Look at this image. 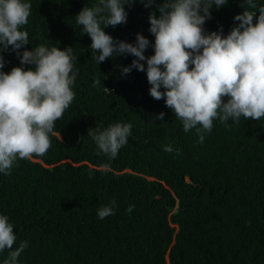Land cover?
<instances>
[{
    "label": "trees",
    "instance_id": "16d2710c",
    "mask_svg": "<svg viewBox=\"0 0 264 264\" xmlns=\"http://www.w3.org/2000/svg\"><path fill=\"white\" fill-rule=\"evenodd\" d=\"M25 2L31 4L22 28L27 48L71 46L78 73L75 98L55 122L47 153L18 159L10 174L0 173V214L14 225L12 250L28 243L17 264H264V118L229 120L230 128L215 119L201 143L163 99L150 96L146 72L121 75L117 66L134 57L95 62L75 16L97 0ZM242 2L213 5L205 30L222 26L226 35ZM125 10L127 23L105 32L129 43L141 33L154 43L148 31L154 6L136 0ZM152 54L149 47L145 55ZM3 56L4 72L20 66L11 50ZM161 112L163 120L156 118ZM117 122L132 125L127 144L114 159L98 155L88 130ZM165 145L179 154L163 151ZM113 200L115 214L99 219L98 208ZM12 250L0 252V264Z\"/></svg>",
    "mask_w": 264,
    "mask_h": 264
},
{
    "label": "clouds",
    "instance_id": "9594fccd",
    "mask_svg": "<svg viewBox=\"0 0 264 264\" xmlns=\"http://www.w3.org/2000/svg\"><path fill=\"white\" fill-rule=\"evenodd\" d=\"M135 2L97 0L75 16L77 25L91 39L97 64L121 56L134 57L131 64L117 66L121 75L127 76L133 69L146 72L150 96L163 99L182 122L183 130L195 129L201 143L215 119L230 128L229 120L238 123L241 117L264 118V6L257 9L254 0H243L244 10L233 17L238 23L225 35L222 26L208 32L204 25L212 18V6L219 9L228 0H139L145 8L154 6L148 17L154 43L141 33L136 34L134 43L114 39L104 29L126 24L125 6ZM30 14L31 4L25 0H0V173L5 175L18 159L30 161L47 153L50 134L56 135L55 122L75 98L72 85L78 70H74L77 58L73 48L40 45L29 50V34L22 28ZM149 47L154 54L146 56ZM9 50L20 66L6 73L2 70L6 63L3 52ZM100 84L95 78L93 87ZM164 115L161 112L156 118L163 120ZM131 128L130 123L117 122L102 131L89 129L88 136L95 142L98 155L114 159L127 144ZM163 151L179 154L171 145H165ZM115 205L113 200L98 208V218L114 215ZM133 208L130 205L126 212ZM15 241L14 225L8 216L0 214V252L12 250ZM27 246L24 241L10 251L5 264H17Z\"/></svg>",
    "mask_w": 264,
    "mask_h": 264
}]
</instances>
